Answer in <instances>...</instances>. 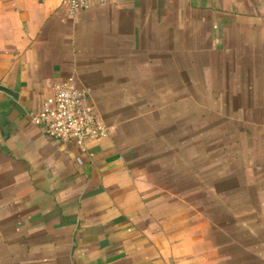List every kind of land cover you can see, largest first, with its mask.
<instances>
[{
	"label": "crops",
	"instance_id": "0c3cea01",
	"mask_svg": "<svg viewBox=\"0 0 264 264\" xmlns=\"http://www.w3.org/2000/svg\"><path fill=\"white\" fill-rule=\"evenodd\" d=\"M68 77L108 128L84 152L31 122ZM0 85L16 94L0 92V264H264L249 219L223 250L198 216L186 226L123 132L209 114L264 145V0H124L75 19L59 0H0Z\"/></svg>",
	"mask_w": 264,
	"mask_h": 264
},
{
	"label": "rangeland",
	"instance_id": "374dc122",
	"mask_svg": "<svg viewBox=\"0 0 264 264\" xmlns=\"http://www.w3.org/2000/svg\"><path fill=\"white\" fill-rule=\"evenodd\" d=\"M150 118L154 122L152 115ZM170 118H174L173 123L168 121ZM210 118L212 121H208ZM169 119L163 118L161 129L123 132L126 148L141 159L146 172L154 177V184L168 191L170 202L183 204L185 225L197 223L198 216L202 227L210 225L211 233L214 228L221 250L224 235L239 232L242 219H249L251 233L264 235L263 143L242 137L239 123L228 126L222 119L213 123L209 114L202 115V126L195 130L192 122L177 123L175 115ZM193 205L200 208L191 209ZM236 221L240 226L233 227ZM233 242L234 245V238ZM205 249L202 243L201 253Z\"/></svg>",
	"mask_w": 264,
	"mask_h": 264
},
{
	"label": "built area",
	"instance_id": "2783aa9c",
	"mask_svg": "<svg viewBox=\"0 0 264 264\" xmlns=\"http://www.w3.org/2000/svg\"><path fill=\"white\" fill-rule=\"evenodd\" d=\"M124 0H59L61 11L75 19L95 7L118 4ZM51 141L72 144L85 151L91 141L108 135V128L99 117L87 89L78 86L73 77L56 82L52 93L43 101L40 111L31 117Z\"/></svg>",
	"mask_w": 264,
	"mask_h": 264
},
{
	"label": "water",
	"instance_id": "95a60500",
	"mask_svg": "<svg viewBox=\"0 0 264 264\" xmlns=\"http://www.w3.org/2000/svg\"><path fill=\"white\" fill-rule=\"evenodd\" d=\"M0 92H3V93H6L10 96L16 97V94L12 90H10V89L2 86V85H0Z\"/></svg>",
	"mask_w": 264,
	"mask_h": 264
}]
</instances>
